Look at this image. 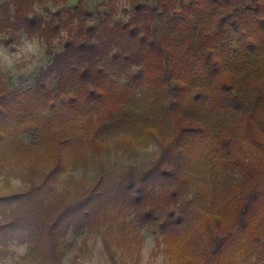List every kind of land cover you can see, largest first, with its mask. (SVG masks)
<instances>
[{
  "label": "trees",
  "instance_id": "trees-1",
  "mask_svg": "<svg viewBox=\"0 0 264 264\" xmlns=\"http://www.w3.org/2000/svg\"><path fill=\"white\" fill-rule=\"evenodd\" d=\"M67 1L0 0V34L39 38L49 61L31 87H0V168L11 150L27 169L22 188L0 191V257L13 255L16 242L37 264H61L67 235L107 233L116 222L124 243L146 227L166 240L200 230L206 251L182 250L179 264H210L208 257L226 251L236 255L232 264L239 257L264 260V138L254 132L246 141L260 164L234 157L229 136L188 120L175 125L170 139H155L160 156L144 174L123 171L113 179L101 170L72 196L56 187L70 154L95 146L103 130L123 123L124 114L117 113L138 92L169 99L167 108L200 102L242 111L247 102L238 66H261L258 83L264 85V0H128L124 20L117 19L111 0L97 4L96 16L88 0L63 9ZM164 9L177 25L156 43L154 24ZM256 109L248 114L250 125ZM188 140L198 143L200 159L226 162L243 178L231 207L211 219L199 215L205 190L189 194L191 173H185L182 153ZM159 197L168 203L155 206Z\"/></svg>",
  "mask_w": 264,
  "mask_h": 264
},
{
  "label": "rangeland",
  "instance_id": "rangeland-1",
  "mask_svg": "<svg viewBox=\"0 0 264 264\" xmlns=\"http://www.w3.org/2000/svg\"><path fill=\"white\" fill-rule=\"evenodd\" d=\"M77 1L68 0L63 9L72 8ZM101 1L88 0L86 7L94 16L95 8ZM110 2L115 6L117 19L124 20L129 17L128 0ZM176 20L172 11L164 9L155 21L153 41L157 43L161 36L170 35L177 25ZM56 46L60 48L59 43ZM48 62L45 47L39 38H29L22 32L13 36L0 34V87L8 90L31 87L39 68L45 67ZM238 69V86L242 87L244 100L247 102L242 111L219 110L210 103L200 102L167 108L169 99L165 100L148 92H138L134 97H129L124 111L117 113L119 116L121 112L124 114L123 123L103 130L96 139L95 146L86 144L70 154L65 171L57 179V193L72 196L89 186L101 170L113 179L123 171H131L136 176L144 174L160 156L161 148L155 139H170L175 125L188 120L199 121L213 135L229 136L234 157L249 161V165L260 164L262 161L258 159L261 158L250 149L246 134L248 131L254 132L253 134L264 138V85L258 83L263 69L261 70V66L252 65L238 66ZM123 100L124 98L122 102ZM256 106L258 109L250 125L247 117L251 108ZM21 139L22 142H27L29 137L21 136ZM182 146L187 162L185 173H191L189 194L197 193L200 187L205 190L199 215L211 219L214 212L220 213V210L231 207L232 199L239 192L238 182L243 183V178L226 162L217 165L212 160L200 159L198 156L202 153L197 142L188 140ZM93 150H97V153ZM4 157L6 163L0 168V191L10 187L22 188L25 184L23 174L27 169L18 160L19 156L11 150ZM152 203L157 207L165 206L168 199L159 197ZM261 217L264 220V212ZM94 228L95 225L92 224V229ZM187 234L166 240L165 236L146 227L138 230L130 243H124L116 222L108 228L107 233L105 229L101 233L95 230L86 233L83 229L79 233L67 235L61 264H179L176 257L182 250L196 254L206 251L200 230L192 229ZM105 237L109 240L110 251L105 247ZM10 249L14 254L8 252L9 254L0 257V264H37L27 254L25 245L14 242ZM235 256L234 251H226L208 258L209 261L212 260L210 264H232ZM237 259L236 264H264L263 259Z\"/></svg>",
  "mask_w": 264,
  "mask_h": 264
}]
</instances>
